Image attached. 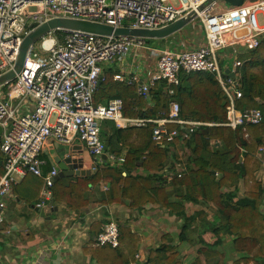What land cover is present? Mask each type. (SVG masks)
Segmentation results:
<instances>
[{
    "label": "built area",
    "instance_id": "2783aa9c",
    "mask_svg": "<svg viewBox=\"0 0 264 264\" xmlns=\"http://www.w3.org/2000/svg\"><path fill=\"white\" fill-rule=\"evenodd\" d=\"M206 0H0V75L13 68L24 36L33 23L41 24L51 18L84 19L117 27L158 29L196 12L194 21L202 25L204 44L192 50L163 49L149 79L138 82V75L120 72L114 79L136 85L137 93L149 98L150 89L158 82H166L170 110L167 117H127L123 103L113 98L94 105L93 94L104 78L102 65L118 59L123 61L136 49L154 50L148 39L139 36H104L77 30H55L40 38L38 52L35 44L25 55L22 68L15 78L0 86V153L3 174L0 177V229L6 212V201L14 186L27 175L43 180L37 208L52 206L53 178L56 168L44 173L41 154L46 141L72 145L77 140L92 158V170L108 163L122 166L125 156L118 154L113 141L104 137V125L122 129L154 124L152 138L158 143L171 142L178 129L170 124L187 125L189 133L200 126L224 125L236 129L256 125L263 119L258 108L239 109L242 97L236 69H223L221 52L241 47L253 50L264 34V0H246L236 9L213 13V2L201 11ZM262 14L263 24L258 22ZM213 74L227 97L226 123H206L179 117L180 105L172 86L180 83L181 73ZM52 142V143H53ZM112 143V144H111ZM218 143V142H214ZM264 172V150L257 154ZM174 174L181 177L186 166L175 164ZM259 169V170H260ZM106 189V187H104ZM61 237V242L64 243ZM119 243V224L108 219L93 246ZM138 257V254L136 255ZM0 264L1 255H0Z\"/></svg>",
    "mask_w": 264,
    "mask_h": 264
},
{
    "label": "trees",
    "instance_id": "16d2710c",
    "mask_svg": "<svg viewBox=\"0 0 264 264\" xmlns=\"http://www.w3.org/2000/svg\"><path fill=\"white\" fill-rule=\"evenodd\" d=\"M154 41L156 40L148 39L147 42L150 44ZM239 58L241 65L236 69V79L242 97L237 99L236 105L239 109H260L263 113L260 123L236 129L224 125H204L193 133H189L187 125L170 124L169 128L178 129L179 134L173 141L162 143L153 140L154 124L151 123L147 127L131 126L119 129L116 152L120 154L124 147L127 148L123 165L111 166L105 162L93 169L89 176L60 178L52 186V205L83 213L91 203L92 190H95L98 192L97 204L105 206L126 200L130 208L156 204L185 222L206 219L204 207L215 206L217 216L214 219L220 221V228L213 230L256 240L255 247L248 252H242L234 264L243 261L264 264V213L260 210L264 191L262 182L255 175L261 168L257 154L264 150V34L257 48L243 53ZM103 74V81L93 94L94 105L119 98L123 103V114L127 117L168 116L170 100L166 82L156 83L150 89L149 98H145L137 93L136 85L116 81L112 72ZM172 87L174 97L179 101L181 119L219 124L228 121L227 97L213 74L181 73L180 83ZM196 137H199L200 143H196ZM212 142H218L221 147H215ZM173 148L186 151L184 156L187 158V169L181 177L174 174L171 179L174 190L171 199L165 187L167 180L164 169L170 163L168 169L175 172V164L180 161L176 154L171 153ZM205 153L209 154V158L204 156ZM2 174L1 164L0 176ZM241 182L244 193L238 201H234V196L238 195L237 192H230V189L236 190ZM100 184L106 187L104 191L99 189ZM189 205L201 208L188 215ZM93 224L95 235H98L101 232V223ZM187 226L184 223L182 230ZM140 244L141 237L129 227L121 225L116 247L103 244L93 246L86 252L97 264H132L138 259L135 255ZM201 244L203 247L200 251L208 254L215 251L218 242L211 245ZM219 262L216 264H220ZM140 264L182 262L174 246L162 244L151 250L146 260ZM192 264L200 262L197 259Z\"/></svg>",
    "mask_w": 264,
    "mask_h": 264
},
{
    "label": "crops",
    "instance_id": "0c3cea01",
    "mask_svg": "<svg viewBox=\"0 0 264 264\" xmlns=\"http://www.w3.org/2000/svg\"><path fill=\"white\" fill-rule=\"evenodd\" d=\"M238 6L236 0H218L212 6V12L216 14L223 13L236 9ZM160 42L164 46L160 47L158 45ZM203 44L202 27L195 21L165 39L150 43L154 50L136 49L121 62L115 59L111 63L103 64L102 69L103 72L109 71L113 75L120 72L126 75L136 73L139 78L137 83H142L151 76L156 66L159 51L163 49L192 50ZM247 51L249 50L241 47L225 49L220 55L221 66L225 71L228 68H233L235 59L239 60V57ZM117 136L118 129L112 127V122H106L104 137L106 141H113L114 148L117 146ZM195 141L200 143L199 137H196ZM212 145L221 147L219 143L212 142ZM126 150L127 148L124 147L120 154L124 155ZM185 152L173 148L171 153L176 154L180 158L179 162H183L186 166ZM69 153H73L78 157L83 156V162L92 165L91 156L77 140L68 147L53 142L48 143L41 154L44 161L42 165L43 172L48 173L52 168L59 171L56 159L65 157ZM204 156L209 158L208 153H205ZM1 164L2 155H0ZM170 165L169 163L164 169L166 171L164 177L167 180L165 184L166 191L169 197L173 199L174 190L171 179L174 177V171L168 169ZM255 175L262 182L264 191V172L260 169ZM41 182V178L32 174L27 175L14 186L6 201V212L0 229L2 264H97L86 252L87 249L93 247L92 242L97 236L95 235L93 223L100 222V228H102V225L110 218L114 219L119 226L129 227L141 237V244L136 253L138 257L135 255L138 259L132 264L144 262L149 252L162 244L174 246L178 250V258L182 264H192L197 259L200 264H216L220 260V264L221 262L234 264L240 258L242 252H248L256 245V240L253 238H239L222 231L216 232V230H213L220 228V221L214 219L217 216V209L211 205L204 207L207 214L206 219L201 220L199 218L195 222H185L178 216L170 215L164 208L156 204H145L141 208H130L127 200L105 206L97 204L98 192L92 190L91 203L83 213L63 208H60L61 211H59L58 208L56 212L42 216L41 212L48 211L53 205L43 210L37 208L36 204L39 201L43 186ZM104 187L103 184L99 185L100 190L104 191ZM230 192H237L238 196H234L233 200L238 201V198L244 193L243 183L241 182L236 190L230 189ZM200 208V206L189 205L187 206V214L192 215ZM260 210L264 213V200ZM184 223L188 226L183 231ZM63 235H65L64 243L59 244ZM216 241L218 245L215 251L208 254L200 251L203 247L201 243L211 245ZM240 264L254 263L243 261Z\"/></svg>",
    "mask_w": 264,
    "mask_h": 264
},
{
    "label": "water",
    "instance_id": "95a60500",
    "mask_svg": "<svg viewBox=\"0 0 264 264\" xmlns=\"http://www.w3.org/2000/svg\"><path fill=\"white\" fill-rule=\"evenodd\" d=\"M218 0H206L199 7L198 11L203 10L213 2ZM244 0H236V5H241ZM196 12H191L185 17L169 23L168 25L158 29H144V28H130V27H117L114 28L110 25L93 22L84 19H74L65 17L51 18L41 24L33 23L31 30L24 36L19 48L14 66L9 71L0 75V86L9 80L15 78L16 74L20 72L25 55L31 45L36 43L40 38L46 34L55 30H77L82 32L100 34L104 36H118V35H130L139 36L151 40L165 39L178 31L182 30L188 24L195 20ZM1 132V128H0ZM47 143H52L53 140L48 138ZM52 154V153H51ZM58 165V174L53 178V181H57L63 177H72L74 175L89 176L92 172V165H88L83 162V156H76L73 153L67 154L65 157H59L56 159ZM141 163V162H140ZM139 163V164H140ZM57 206L51 207L48 211L41 212V215L50 214L56 212ZM47 215V216H48Z\"/></svg>",
    "mask_w": 264,
    "mask_h": 264
},
{
    "label": "rangeland",
    "instance_id": "374dc122",
    "mask_svg": "<svg viewBox=\"0 0 264 264\" xmlns=\"http://www.w3.org/2000/svg\"><path fill=\"white\" fill-rule=\"evenodd\" d=\"M220 1V0H219ZM223 1V0H222ZM257 17H258V22L260 23V24H262V14L261 13H258V15H257ZM193 23L195 22V21H192ZM35 44V48L37 49V51L38 52H41L40 51V49L38 48L39 47V44H40V40H38L36 43H34ZM160 47H162V46H164V44L162 43V42H160L159 44H158ZM60 145V144H59ZM66 147H68V145H66V144H64ZM69 148H70V146H69ZM9 208V207H8ZM62 209V208H61ZM61 209L59 210V211H61Z\"/></svg>",
    "mask_w": 264,
    "mask_h": 264
}]
</instances>
